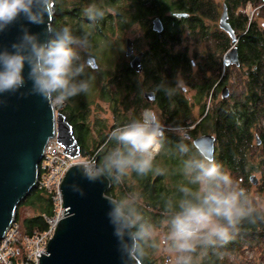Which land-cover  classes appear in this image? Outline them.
<instances>
[{
	"label": "trees",
	"instance_id": "obj_1",
	"mask_svg": "<svg viewBox=\"0 0 264 264\" xmlns=\"http://www.w3.org/2000/svg\"><path fill=\"white\" fill-rule=\"evenodd\" d=\"M123 1L120 4L106 3L101 6L104 8V16L99 20H102L103 29L97 28L96 32L91 30L93 34H90L82 31L80 27L83 32L82 37L87 36L88 44L93 42L94 34L105 37L106 32H123L132 23L144 27L153 17L163 19L164 11L169 10L189 14L186 25H193L191 29L197 30L191 34L190 40L194 47L200 48V51L194 52L192 61L186 55L187 48L183 54H172L169 48L183 40L172 35L177 27L171 33V29L165 28L159 35H153L149 41L147 49L151 58L144 61L142 74H136L127 68L124 65L125 60L118 65H108L110 72L106 74L103 72L101 76L100 99L106 103L110 102L111 109H114L115 103L119 102L124 107V114L112 118L113 122L109 127L105 122L100 121L92 124L88 116L90 103L82 101L80 95L67 101L74 106L71 109L72 113L60 111L72 128L74 139L79 146V157L90 162L95 158L99 163L106 151L105 143L110 132L115 127L138 117L142 110L149 108L144 104L141 92L152 89L157 99H162L166 95L167 86L173 84L174 73L179 70L184 86L197 88L196 100L198 103L202 102L198 111L200 118L197 120L192 116L185 105L181 117L162 118V124L165 127L166 125L182 127L191 137L197 136L199 132L205 133V127H209L215 139L213 156L224 164L232 177L248 191L250 196L249 188L253 185L249 180L251 173L260 174V182L264 184V25H258L248 16L245 9L247 5L253 6L258 2L262 5L261 0L257 3L255 0H223L222 2L227 14L225 20L236 38L233 46L237 51V66L226 65L223 59L225 53L232 47L229 36L217 26L214 33L207 34L210 30V22L205 26V21L218 19V8L212 0ZM52 2L50 0L49 5ZM64 4L67 6V1H64ZM105 8L112 9L111 12L114 14H107ZM262 10L264 11V8ZM260 13L264 18V12L260 11ZM87 20H90L87 16L81 19L82 22ZM51 30H53L52 23ZM50 39H54L52 33ZM85 78L89 79V76ZM222 85L229 86L230 94L221 100L217 98V90ZM109 87H112V90H108ZM210 98L213 100L210 106H207V100ZM191 127L193 128L190 129ZM165 137V149L157 155L154 163L157 167L159 163L170 167L168 172L165 170L160 175L149 173L145 177L132 173L119 184L107 177L110 188L104 192L112 199L139 192L142 196L141 211L145 218L156 226L166 219L163 214L165 200L178 195V186L186 183L177 149L179 143L175 138L177 136L165 131ZM185 143L195 150L187 140ZM166 176L168 183H163L161 179ZM27 196L17 205L14 221L19 224L21 235L30 236L46 229L44 218L53 216V206L49 196L37 189ZM250 198L256 203L255 198L252 196ZM20 208L29 209V212L22 214ZM259 242H264V222L252 224L245 221L229 243L209 248L206 254L198 258L197 264H226L229 256L243 250L244 244H259ZM150 251L151 247L144 248L143 264H154L147 256Z\"/></svg>",
	"mask_w": 264,
	"mask_h": 264
},
{
	"label": "clouds",
	"instance_id": "obj_2",
	"mask_svg": "<svg viewBox=\"0 0 264 264\" xmlns=\"http://www.w3.org/2000/svg\"><path fill=\"white\" fill-rule=\"evenodd\" d=\"M50 0H0V33L23 17L29 24H42L48 15ZM86 14L102 19L104 12L90 6ZM55 38L43 41L40 35L21 27V36L11 50L0 49V94L15 93L26 84L24 69L32 94L54 105L87 93L90 80L85 78L86 62L81 52L88 46L87 36H76L63 27ZM177 87H180L177 82ZM166 94L170 93L166 90ZM165 131L160 116L150 109L115 127L107 137L106 151L99 163L95 158L83 166L90 180L109 177L122 183L132 173L145 177L163 174L155 166L157 155L165 149ZM182 174L186 183L178 186V195L164 202L167 234L159 241L176 254L175 264H197L209 248L229 243L247 221L264 222V205L257 206L224 164L213 155L195 151L181 137L177 144ZM259 197H257V201ZM139 192L112 199L108 212L119 249L127 264H143L144 248L157 247L156 225L141 211Z\"/></svg>",
	"mask_w": 264,
	"mask_h": 264
},
{
	"label": "water",
	"instance_id": "obj_3",
	"mask_svg": "<svg viewBox=\"0 0 264 264\" xmlns=\"http://www.w3.org/2000/svg\"><path fill=\"white\" fill-rule=\"evenodd\" d=\"M264 1V0H262ZM218 27L230 38L232 47L224 56L227 64L238 65L237 51L233 46L236 38L225 19L226 8L221 6ZM185 18L186 15H177ZM152 20L155 33L161 32V23ZM52 7L48 6V15L42 24H29L23 17L0 33V49L11 50V45L21 36V27L40 35L43 41L51 38ZM130 39L124 42V56L133 54ZM142 53L135 55L129 63L130 69L141 71ZM86 66L96 70L93 57H87ZM28 67L25 66L26 84L15 93L0 94V240L14 222L17 205L35 189L38 177V165L42 160L47 142L56 138L64 148L68 158H79V146L74 139L71 126L62 114L56 112L53 104L37 94H32V83L27 80ZM226 89L220 98L226 96ZM151 93H144L148 100ZM214 137L204 134L192 141L195 151L206 155L214 154ZM259 144V142H257ZM77 163L66 171L60 181V194L63 217L58 220L52 238L48 241L46 253L39 255V264H127L126 257L119 249L108 212L112 198L105 195L110 188L107 177L98 180L88 179L83 166ZM255 185L257 179L250 176ZM168 260V258H166ZM139 264V261H136Z\"/></svg>",
	"mask_w": 264,
	"mask_h": 264
},
{
	"label": "rangeland",
	"instance_id": "obj_4",
	"mask_svg": "<svg viewBox=\"0 0 264 264\" xmlns=\"http://www.w3.org/2000/svg\"><path fill=\"white\" fill-rule=\"evenodd\" d=\"M53 1L55 2L57 9L59 11H66V7L68 10L76 8L74 7V5L78 4L79 0H64L67 1V6H65L63 0H53ZM255 1L256 3L258 2V0ZM80 2L82 3L81 5L82 7L80 8H83L85 12L90 7V4H87L86 0H81ZM212 2L217 5L216 8H218V19H219V16L221 15L222 12L220 6H222L223 0H212ZM261 2L262 5L261 3L258 2L253 6L247 5L245 9L248 16L254 21H256L258 25L259 24L264 25V18L261 16L260 13V11L264 12L262 10L264 8V1L261 0ZM84 12H81L82 14L81 16H87V14ZM217 20H215L214 24L210 23V27L215 28V26L218 25ZM72 21L78 24L77 20L72 19ZM64 23H65V19H64ZM71 24L73 23L71 22ZM82 31L93 34V32H91V27L89 26H83ZM138 32L139 31L137 29L131 28V29H125V31L119 33L106 32L105 37L103 36L100 37L94 34L93 42L88 44L87 48L81 52V56L83 60L86 55L92 56L96 60L95 64L98 65V68L95 71L90 70L87 66L85 67V76H89L90 88L87 93L79 94L81 96L82 101L90 103L89 105L90 115L88 116L92 124L97 121H100V122H105L107 124V127L112 125L113 120L111 118V115H109L108 113L103 114L102 112L103 110L102 108L104 106L103 102L105 101L100 99L101 90L99 89L101 88V80H102L101 76L103 72H105V74L110 72L109 70L110 67H108V65L120 64L121 62H124V60L126 61V57L124 56V50H123L125 38H130L131 40L135 39V42L137 43L136 47L138 48L137 50L141 51L146 48V43H142L139 39L136 38ZM182 46L187 47L190 51H198V52L200 51V48L194 47V44L191 41H189V39L187 38L183 39L179 48H182ZM108 90H112V87H109ZM61 106L62 105H54L56 112ZM207 106H209V100H207ZM150 110L154 111L152 108H150ZM194 112L198 120L200 118L198 116V112L196 111ZM204 132L206 134L212 135L211 129L209 127H205ZM199 134L202 133L199 132ZM79 160L82 159L79 157ZM83 164H87V163H83ZM157 165L158 167L164 169V171L166 170V172H168L169 169H171L170 167L163 165V163H159ZM250 176H254L257 179V183L249 188L250 196H252V198H255L254 200L257 206L264 205V184L260 182L261 176L258 173H251ZM167 177L168 176L163 177V179H161L163 183H168ZM257 197H259L258 201H257ZM20 212L22 214H26L27 212H29V209L20 208ZM167 230L168 229L166 225V219L161 221L159 225L156 226L158 244L156 248L151 247V251L147 255L149 256L150 259L153 260L154 264H175L176 254L172 252L167 245L159 243V241H161L164 238V236L167 234ZM263 243L264 242H259V244H255V243L244 244L242 246L243 250L241 249L242 251L239 250V252H236L233 255L229 256L226 261V264H263L264 263ZM166 258H168V260H166Z\"/></svg>",
	"mask_w": 264,
	"mask_h": 264
},
{
	"label": "flooded vegetation",
	"instance_id": "obj_5",
	"mask_svg": "<svg viewBox=\"0 0 264 264\" xmlns=\"http://www.w3.org/2000/svg\"><path fill=\"white\" fill-rule=\"evenodd\" d=\"M80 1L81 0L78 1V4H75L74 7H76V8H73L71 10L67 9L66 11H60V12L57 9L55 2L54 1L52 2L51 7H52V27H53L52 31L53 32H58L63 27L67 26V27L71 28L74 35L82 37L81 33H83V32L81 31L80 27L83 28V26H89V27H91V30L93 32H96L97 28L101 29V27H102L101 21L102 20L97 19V21H95V20L90 19V20H87V22L81 21V19H83V16H81L82 15L81 12H84V9L80 8V7H82L81 6L82 3ZM123 2H124L123 0H115V1H111V0H86L87 4H90V6L100 7L99 9H101L102 11L104 10V8H101V6L106 5V3L120 4ZM111 10L112 9H110V8H105V12H107V14H110V15L114 14L113 12H111ZM84 13H86V11ZM177 15H186V14H184L183 12H176V11L170 12L169 10H165L163 13V16H164L163 19L153 17L152 20L158 19L160 21L159 23H161V32H163V30L166 28V29H171L170 30V33H171V31L173 29H176V27H177L178 29L173 31L174 34H172V35L178 36L182 40L184 38H187V39H189V41H191L190 40V38H192L191 34H194L195 32H197V30L191 29L193 27V25H186L188 23L187 21H189V18L187 17V16H189V14L186 15L185 18L178 17ZM64 19H65V23H64ZM72 19L77 20L78 24L73 22ZM152 20L147 22L144 27L140 26L138 24L132 23V25H129V28H128V29L134 28V29H137L139 31L136 38L139 39L142 43H146L145 49H143L141 51L137 50L138 48L136 47L137 43L135 42V39L131 40L130 38H125V40L130 39L132 41V45H133V49H132L133 54L130 57H126V61L124 62V65L127 68L130 69L128 62H131V59L135 55L142 53L141 71L139 73H136V74H142V72L144 70V66H145L144 61L150 60V58H151L150 57L151 54L149 52V49H147L148 44L150 43L149 41H151L153 35L156 36V35H159L161 33V32L155 33L153 31ZM70 21L73 24H71ZM208 22L214 24L215 21H210V20L205 21L204 25L208 26ZM209 27H210V24H209ZM103 28H104V25H103L102 29ZM218 29H219V27H218ZM219 30L222 31L221 29H219ZM215 31H216V28L210 27V30L208 31L207 34L214 33ZM116 32L117 31H113V33H116ZM53 37L55 38L54 33H52V38ZM181 43H182V41L178 45L169 48V50L171 51L172 54L176 55V54H183L184 53V50L187 47L182 46V48H179ZM194 52L195 51H190L188 48L186 50V53H187L186 55H188V57L191 59L190 61H192V59H193L192 57H193ZM87 57H92V56L86 55L84 57V61L86 60ZM152 57H154V56H152ZM225 63H226V65H229V64H227L228 62L226 60H225ZM115 65H118V64H115ZM192 66H193V63H192ZM192 68L194 69V66ZM93 71H95V70H93ZM177 82H179L180 87H177ZM172 83H173L172 86L170 85L171 87L168 85L166 88V90L170 93V95L166 94L165 96H163L162 99H157L156 93L152 89L143 90L141 92V96H142L144 104H146L147 107H149V109L152 108L160 116V119L168 118V116L173 117V118L181 117L183 112H184L185 105L187 106V108H189V110H190L189 112L192 113V116L196 117V114L194 111H196V112L200 111V107H201V103H202V102L198 103L196 100L197 94H198L197 88L193 89V88L185 87L184 81L182 79L181 71H179V70H177L174 73V80ZM224 88L227 91L226 96L223 98H220ZM144 93H151L152 95H150L149 99L146 100L143 97ZM229 94H230V88L227 85H225V86L222 85L217 90V96H218L217 98H220L221 100L227 98L229 96ZM212 100L213 99H211V98L209 99V106H210V103ZM103 103H104V106L102 108L103 114L108 113L109 115H111V118L119 117L121 114H124V111H125L124 107L121 106V104L119 102H117V103L114 102L116 104L114 109H111L110 102L106 103V101H105ZM73 107L74 106L72 104L65 102L57 110V112L60 114H61L60 111H63V113H68V112L72 113L73 111L71 112V109H73ZM198 114H199V112H198ZM63 117H65V116H63ZM192 128L193 127H191L190 129H192ZM166 132H171L174 136H177L175 138L178 141H180L181 137H183L184 141L187 140L189 143H191L192 147H193L192 141L196 137L206 134V133H203V134H198L195 137H191L190 133H186L182 127L181 128L179 126L175 127L173 125H171V126L166 125ZM208 135H210V134H208Z\"/></svg>",
	"mask_w": 264,
	"mask_h": 264
},
{
	"label": "built area",
	"instance_id": "obj_6",
	"mask_svg": "<svg viewBox=\"0 0 264 264\" xmlns=\"http://www.w3.org/2000/svg\"><path fill=\"white\" fill-rule=\"evenodd\" d=\"M164 131L166 127L164 126ZM42 160L38 165V177L35 189L49 196L53 216L45 217L46 229L30 236L21 235L20 226L15 221L0 240V264H39V255L46 253L48 241L52 238L58 220L63 217L64 210L61 202L60 181L68 168L77 163L90 161L71 159L65 156L64 148L57 143L55 137L49 139Z\"/></svg>",
	"mask_w": 264,
	"mask_h": 264
}]
</instances>
